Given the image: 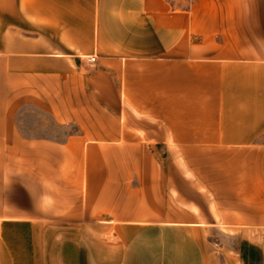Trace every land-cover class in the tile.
<instances>
[{
	"label": "crops",
	"instance_id": "1",
	"mask_svg": "<svg viewBox=\"0 0 264 264\" xmlns=\"http://www.w3.org/2000/svg\"><path fill=\"white\" fill-rule=\"evenodd\" d=\"M0 264H264V0H0Z\"/></svg>",
	"mask_w": 264,
	"mask_h": 264
},
{
	"label": "rangeland",
	"instance_id": "2",
	"mask_svg": "<svg viewBox=\"0 0 264 264\" xmlns=\"http://www.w3.org/2000/svg\"><path fill=\"white\" fill-rule=\"evenodd\" d=\"M25 113L21 118V125L25 132L29 134H46L50 136L62 137L68 128L60 127L54 124L52 119L47 115L32 108H25Z\"/></svg>",
	"mask_w": 264,
	"mask_h": 264
},
{
	"label": "built area",
	"instance_id": "3",
	"mask_svg": "<svg viewBox=\"0 0 264 264\" xmlns=\"http://www.w3.org/2000/svg\"><path fill=\"white\" fill-rule=\"evenodd\" d=\"M86 59L89 63L94 64L97 61V56L91 55V56L86 57Z\"/></svg>",
	"mask_w": 264,
	"mask_h": 264
}]
</instances>
